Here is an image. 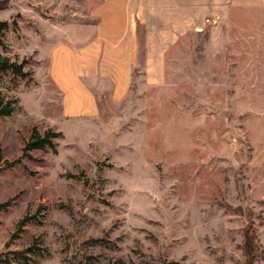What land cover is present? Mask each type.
<instances>
[{"label":"rangeland","instance_id":"rangeland-1","mask_svg":"<svg viewBox=\"0 0 264 264\" xmlns=\"http://www.w3.org/2000/svg\"><path fill=\"white\" fill-rule=\"evenodd\" d=\"M66 6L0 12V56L28 63L26 78H0L15 102L0 117V264H249V230L264 264V7L231 5L169 52L165 83L147 85L141 66L121 102L107 91L96 117L71 118L49 71L85 23ZM35 132L54 149L28 150Z\"/></svg>","mask_w":264,"mask_h":264},{"label":"crops","instance_id":"crops-1","mask_svg":"<svg viewBox=\"0 0 264 264\" xmlns=\"http://www.w3.org/2000/svg\"><path fill=\"white\" fill-rule=\"evenodd\" d=\"M60 1L65 11L69 4L71 22L80 15L85 23H71L69 38L52 48L49 71L64 93L66 115L80 118L96 117L99 97L107 91L113 103L125 99L141 66L147 85L165 83L168 54L181 38L246 0H86L85 14L77 9V0ZM256 7H264V0H249V8Z\"/></svg>","mask_w":264,"mask_h":264},{"label":"trees","instance_id":"trees-1","mask_svg":"<svg viewBox=\"0 0 264 264\" xmlns=\"http://www.w3.org/2000/svg\"><path fill=\"white\" fill-rule=\"evenodd\" d=\"M12 0H0V12L8 9ZM10 26L8 22L0 21V46L4 45V38L8 33ZM27 61H23L22 63L13 62L11 59L0 56V78L3 73L11 72L14 75L20 76L22 78H26L28 76L27 72H25V68L27 67ZM15 102L11 100L5 99L0 94V117L5 118L9 117L15 111ZM56 136L53 134L47 133L45 135H40L37 132L32 136L31 141L27 144L28 150H45V149H54V139ZM5 206V205H3ZM255 236L253 231H247L245 237V245H244V255L249 262V264H254L256 257V248H255Z\"/></svg>","mask_w":264,"mask_h":264}]
</instances>
